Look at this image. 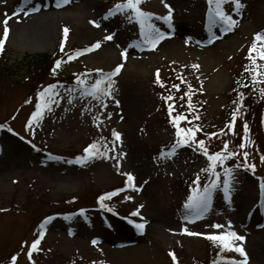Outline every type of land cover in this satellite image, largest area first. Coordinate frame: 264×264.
Returning a JSON list of instances; mask_svg holds the SVG:
<instances>
[{"label": "rangeland", "instance_id": "obj_1", "mask_svg": "<svg viewBox=\"0 0 264 264\" xmlns=\"http://www.w3.org/2000/svg\"><path fill=\"white\" fill-rule=\"evenodd\" d=\"M120 2L0 0V21L8 19L10 29L0 61V119L10 117L8 130L0 129V262L15 253V264H173L167 252L175 250L180 264H193L195 259L204 260L211 246L220 256L216 264H231L244 257L234 250L221 251L207 238L228 231L230 222V230L245 237L235 243L244 248L247 264H264V195L259 188L264 176L263 137L257 132L255 136L262 139L253 137L245 149L238 148L231 134L211 137L219 123L225 122L227 112L233 111L230 93L234 74L240 70V54L250 48L257 32L264 33V0H241L239 10L226 0L222 7L237 22L228 31L213 22L208 0H143L140 7L154 13L152 22L167 33L155 48L144 45L139 23L128 18L131 10L109 14ZM165 3L172 9L171 24L158 19L167 15ZM65 27L69 29L66 39ZM2 31L0 23V35ZM107 35L113 39L105 40ZM60 39L65 50L101 45L63 60L59 71L64 75L83 67L103 73L118 64L123 67L112 77L111 95L99 101L82 95L80 85H56L57 95L51 109L44 110L36 122L37 131L25 130L23 124L33 107L21 105L29 60L31 55L55 51ZM125 49L127 59L122 56ZM256 64L264 79V59L258 58ZM157 70L162 83L173 78L190 91L199 114L193 124L196 135L200 132L195 139L204 140L209 153L223 151L225 142L228 151L237 152L233 164L226 167L233 169L230 201L217 186L198 218L186 204L194 189L192 181L206 172L209 161L188 145L177 147L174 155H162L177 137L163 108ZM79 76L91 85L101 73L88 71ZM241 125L242 119L235 132L242 133ZM11 129L22 135L29 131V138L44 148L69 154L97 142L108 157L97 155L84 161L52 157ZM113 130L121 134L119 141ZM244 151L249 153L247 162L256 165L254 173L243 167ZM125 173L133 175L134 187H126ZM200 184L207 185L204 180ZM103 190L115 193L103 201L105 209L48 216L74 207L73 196L93 205L92 195ZM131 222L142 223L144 231L136 233ZM37 223V234L41 224L44 234L30 260L27 253L36 238ZM215 224L224 227L217 229ZM8 261L12 264L11 258Z\"/></svg>", "mask_w": 264, "mask_h": 264}, {"label": "snow or ice", "instance_id": "obj_2", "mask_svg": "<svg viewBox=\"0 0 264 264\" xmlns=\"http://www.w3.org/2000/svg\"><path fill=\"white\" fill-rule=\"evenodd\" d=\"M65 3L68 2V0H64ZM226 2V0H208V5H209V14L211 18L213 19V22H219L222 26H224V30L228 31L230 30L237 22L233 17L228 14L222 5ZM227 2L232 3L235 7L236 10H239L243 7L241 0H227ZM143 3V0H123V2L117 3L114 5V10L110 9L109 14L114 15L116 13L120 12H125L127 10H131V16L128 17L129 19L135 18V20L139 23L140 26V35L143 37V43L146 45H150L151 47L155 48L157 44L162 41L167 33L163 32L156 26L155 23L152 22V17L155 15L154 13L146 12L144 11L140 5ZM214 5V7H213ZM59 6V4H58ZM165 7L168 9L167 15L158 17V19L165 20L171 24L172 20V9L171 6L165 3ZM38 9L32 8L30 11H37ZM27 14V13H26ZM10 18V17H9ZM108 17L106 16L105 19ZM3 25V31L2 35H0V52L3 51V46L5 41L7 40V37L9 35V27H8V19H4L3 21H0ZM92 23L99 27V24L96 21H92ZM64 36L65 39L67 38L69 29L67 27L64 28ZM105 40H112L113 36L112 35H107L104 37ZM257 42L260 43V48L257 49ZM101 45L99 42H96L95 44L91 45L89 48H85L82 50H76L72 54L69 55L68 59H74L76 56L82 55L84 52H89L92 51L93 49L99 48ZM63 50V49H62ZM253 51L257 52V55H253ZM122 56H124L125 59H127V50L122 53ZM264 59V33L257 32L255 34L254 42L249 48V59L253 65L256 67L253 69H246L249 71L253 72L252 75V81L254 84L259 83L260 81L257 80V76L261 75L257 71L259 68V65L256 64L257 59ZM61 66V61L57 60L55 62V67L52 69L53 73L56 72V69H58ZM123 67V64H118L113 70H111L108 73H103L102 69H95L93 71L100 72L101 76L100 78L96 79L95 82L91 85H86L84 79H81L80 76H77V82L80 86H82V95H90L96 100H101L102 96H110L111 91H112V85L115 83L112 80V77L116 76L117 74L120 73L121 69ZM193 67H198V65H193ZM157 83H161L159 79V71L157 70ZM55 85H49L47 88H45L43 91H40L37 93L38 97L43 103L38 102L35 106V111L31 115V119L28 122V125L31 126L33 121H38L39 119H42L43 117V111L44 110H50L51 109V104L54 102L53 97L57 95L55 92ZM173 88L179 89L178 84L172 85ZM247 87V85H245ZM190 90V86H189ZM72 89L69 90L71 92ZM261 93L264 94V88L260 89ZM185 95L189 96V111H191V96H190V91L185 93ZM243 94H241L242 96ZM47 98V99H45ZM171 96L164 97L166 101L171 100ZM183 99V97H181ZM28 102V101H26ZM118 104L119 101H116ZM101 106L106 107L103 103H101ZM172 112V106L171 104L169 105V114L171 115ZM238 114V110L234 111L232 114V120L229 122L228 129L229 131L233 130L234 123L236 120V116ZM198 118V117H197ZM186 117L183 114H177L175 117H173V124L174 127L176 128V141L175 143L170 147L168 153H162V155H168V154H175V149L177 147H180L182 145H188V146H193L196 145V150L200 151L205 157H207V160L209 161L207 169L205 171H209L212 173L213 176L217 177V179L212 180L209 184L204 186L203 191H200L199 188H194L193 189V195L188 197V203L186 204V207L189 208L190 210H193L194 215L198 218L200 215V212L203 210H206L207 207L209 206L210 200H211V194L214 189L217 188L218 182H219V173L216 171L217 164H223V162L229 158L237 155L236 151H228V143H224V150L223 151H217L212 154L209 153L207 147L205 146V141L204 140H196L195 139V132L191 127L185 129L180 127V121L185 120ZM0 127H4V125H0ZM244 130H245V136L244 140L250 144L252 141L250 138L247 136V131H248V126L245 123L244 124ZM223 131V130H221ZM112 135L115 137L116 141H119L121 138V134L115 130H113ZM211 135H216V133H212ZM115 146V142L114 145ZM246 147V143H241L238 145V148L244 149ZM84 153L85 155L79 157L78 159L80 161L87 160L89 158L95 157L97 155H103L105 157H108L107 152H100V148L97 142H93L89 144L86 148H84ZM241 155L244 157V163L243 167L246 169H250L255 172L256 165L255 164H249L247 162V158L249 156V153L247 151H244L241 153ZM260 160L262 163H264V155L260 157ZM119 164V160H117V165ZM239 167V165H238ZM232 173L233 169L232 168H225L224 169V176L225 179L223 180V191L225 194V198L229 199L230 201V192H231V179H232ZM124 175L127 176L126 180V187H134L133 180L134 177L131 173H125ZM199 180V177H197V181ZM259 188L261 191V194L264 195V178H261ZM115 193H105L104 195L100 196L98 199L100 201V207L104 208L107 207L103 201L106 198L111 197ZM111 210V209H109ZM83 212V210H81ZM138 211L134 212L133 215H138ZM187 218V217H186ZM51 219V218H49ZM134 223V226L142 231L144 228V225L142 223ZM214 228L221 229L224 226L220 224H215L213 225ZM41 232H40V237L42 238L43 236V229L45 228L44 224L40 225ZM231 224L229 222V230L228 231H221L219 233L215 234H208L207 238L214 243L218 244L220 247L221 251H235L240 254L241 257H244L243 260L237 262L235 260L231 261V264H247V254L244 250V248L241 245L236 244V241H243L245 237L243 235H239L237 232L230 230ZM185 232H188V229L185 228ZM193 234V233H189ZM93 244L97 243L96 240L92 241ZM40 244V238L35 239L31 245H30V250L28 251L27 255L29 259L31 260L32 258V251L38 250V245ZM172 256V259L175 261L176 256L174 253H170ZM17 259L16 255H13L11 257L12 264H15V261ZM95 264V262H94ZM103 264V262H101ZM213 264H216V261H213Z\"/></svg>", "mask_w": 264, "mask_h": 264}, {"label": "trees", "instance_id": "obj_3", "mask_svg": "<svg viewBox=\"0 0 264 264\" xmlns=\"http://www.w3.org/2000/svg\"><path fill=\"white\" fill-rule=\"evenodd\" d=\"M62 56V51L57 49L54 53H38L31 55L29 60V74L26 80L27 90L29 96L43 91L46 85L51 81H72L75 74H71L63 77H54L52 69L55 67V62L60 60ZM249 67L245 66L241 74H237L235 77V88L233 89V99H234V111L243 112L245 114V121L242 124V134L229 131L225 129L226 134H231L232 137L240 143L248 144L243 138L245 136L244 124L248 126L247 136L250 140L256 137L262 139L259 136H255L257 132L261 134L264 141V94L261 93V86L259 83L254 84L252 81L251 71L246 70ZM57 70V69H56ZM247 85V87H245ZM169 90V87H168ZM164 93H168L167 89H163ZM241 94H243L241 96ZM171 95V94H169ZM168 105L172 106V114L175 116L177 114H183L186 119L181 120V124L185 121H190L192 119V110L189 111V103L185 98L180 99L179 97H174L171 100H168ZM233 111V112H234ZM227 159L225 160V162ZM221 164H217L216 171L219 172ZM215 176L211 172L208 173V179H213ZM211 246L208 247L209 254L206 257L203 263L197 261L194 264H207L212 259L216 257V253L211 250Z\"/></svg>", "mask_w": 264, "mask_h": 264}, {"label": "bare ground", "instance_id": "obj_4", "mask_svg": "<svg viewBox=\"0 0 264 264\" xmlns=\"http://www.w3.org/2000/svg\"><path fill=\"white\" fill-rule=\"evenodd\" d=\"M50 23V22H49ZM49 23H47V24H49Z\"/></svg>", "mask_w": 264, "mask_h": 264}]
</instances>
